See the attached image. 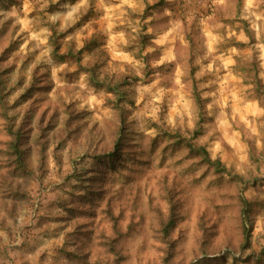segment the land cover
<instances>
[{
    "label": "rangeland",
    "instance_id": "obj_1",
    "mask_svg": "<svg viewBox=\"0 0 264 264\" xmlns=\"http://www.w3.org/2000/svg\"><path fill=\"white\" fill-rule=\"evenodd\" d=\"M159 1L0 0V55L9 49L4 65L10 66L7 78L12 110L23 117L28 107H36L33 101L22 98L35 81L41 88L37 96L51 102L59 113L66 107L75 110L77 138L73 143L81 151L90 145L92 136L111 138L109 123L117 122L111 103L114 94L94 86L88 72L67 55L70 47L83 49V65L99 64L103 78L125 81L127 98L123 104L131 133L126 149L140 156L132 165L135 171L130 173L131 183L123 177L125 172L117 173L111 181L116 206L124 188L133 189L125 200L122 198L125 208L116 210V217L124 218L122 224L118 222L124 231L120 250L123 258H118V264L159 262L162 242L157 237L160 221L154 209L160 207L167 212L169 193L182 215L173 235L177 260L187 264L201 251L205 225L207 232L214 234L213 248L221 252L209 257H221L239 213L235 199L238 193H244L257 203L252 246L233 247L239 260L230 257L213 263L264 264V105L253 81L256 74L260 77L261 70L257 49L264 40V0H243L241 8L234 7L232 0H217L212 17L203 20L202 9L190 0H167L163 5H158ZM176 13L192 17L184 22ZM53 34H57L65 55L63 61L53 56ZM188 35L194 38L193 52ZM241 43L244 45H238ZM191 62L197 68L195 76L205 114L202 134L194 142L205 146L213 158L221 159L233 174L256 178L257 184H252L253 180L232 181L229 176L218 181L214 170L198 164L185 147L167 149V144H173L171 131L192 139L199 119ZM63 118L59 116L55 123ZM37 128L29 135V164L36 170L43 163L46 172L42 182L31 184L33 209L31 214L26 208L19 215L21 236L13 241L16 229L11 236L0 228V247L15 251L25 230L38 225L48 228L47 233H35L33 229L28 239L43 253L45 264H71L76 259L69 252L80 244L74 223L86 220L88 214H92L88 222L100 221L102 215L80 199L82 185L67 181V167L58 165L54 158L52 138L63 128L62 123L47 132L52 141L47 154L35 136ZM226 136L255 145L257 165L249 160L248 150L231 154ZM153 137L161 144L154 149ZM231 160L236 167L229 165ZM62 200L71 201L79 209L78 215L63 208ZM105 202L106 198L99 204ZM106 222L110 224L100 221V227L105 228ZM22 251L14 264L32 258L26 248ZM91 258V264H98L94 252Z\"/></svg>",
    "mask_w": 264,
    "mask_h": 264
},
{
    "label": "trees",
    "instance_id": "obj_2",
    "mask_svg": "<svg viewBox=\"0 0 264 264\" xmlns=\"http://www.w3.org/2000/svg\"><path fill=\"white\" fill-rule=\"evenodd\" d=\"M166 1L160 0L158 5H163ZM232 1L234 7L241 8L243 0ZM216 2L217 0H190V3L197 4L202 9V20L212 17L211 14H213L212 12L216 8ZM175 15L181 17L184 22H187L192 17L191 14L187 16V14L179 15L176 13ZM188 38L190 49L193 52L194 38L190 35H188ZM51 43L54 46V58L63 61L62 59H64L65 55L61 53L57 34L51 36ZM8 50V48L5 49L0 55V228L11 236L12 229H16L13 241L16 240L17 235L21 236L20 229L23 227L22 225L20 227L17 226L19 215L26 208L27 214H31L33 209V204L30 202L31 184L35 180L42 182L44 178L43 174L46 172V168L43 170L42 166L45 165L43 163H40L39 167H36V170L29 164L28 146L30 132L32 133V129L38 127L35 136L39 137L43 151L47 154L50 144H52L47 132L52 127L62 123L63 128L57 130L54 134L56 135L57 133V135L52 138L55 145L52 151L54 158L58 165L67 167L65 172V174L67 173L65 176L67 181L82 185L83 191L80 194V199L91 205V209L97 208L100 211V215H102L100 221L110 222V224L106 222L108 225L105 228L100 227V221H95L94 219V222H88L92 218V214H88L86 220H78L74 223V232H76L80 244L76 246L74 251L69 252V255L76 259L71 264H91L92 252H94V257L95 260L97 259L98 264H118V258H123L122 251L120 250L123 249L122 239L124 238V231L119 223L122 224L124 218L116 217V210H123L125 208V205L122 204V198L125 200V197H128L130 194L129 191L133 189L128 190L124 188L123 193L119 197V205L116 206V191L113 192L114 183L111 181L115 179L117 173L123 174L125 172L123 177L127 180L126 182H130L129 179L132 177L130 173L135 171L132 169V165L140 159V156L126 149L130 145L127 136L131 133L128 127L127 110L123 104L127 98V93L124 90L125 81L116 80L115 77L112 78L110 76L103 78L99 64H82L81 54L83 49L75 51L73 47L69 48L67 55L76 59L75 61L79 68L88 72L90 82L94 86L104 88L114 94L111 103L117 116V122L115 120L109 123L108 132L112 134L111 138L107 140L106 138H102L100 134L92 136L90 145H87L83 152L73 143L77 138L74 137L76 135L74 130H76L77 123V119L74 118L75 110L66 107L64 111L59 113L57 108L52 107L51 102L43 96H37L38 89H41L37 82L33 81L22 94L24 100L33 101L36 107H28L23 117H20L12 110L7 78V75L10 73V66L4 65ZM191 63L190 76L193 83L194 98L199 109V119L193 131L192 139L184 137L179 131H171L170 137L173 144H167V149L172 150L181 148L182 146L185 147L197 159L198 164L200 163L214 170L218 181L223 176H229L232 181L239 180L241 183H252L250 181L253 180L252 184H257L258 179L256 178L249 177L248 175L243 177L233 174L221 159L213 158L205 146L194 142L202 134V124L205 121V114L203 112L204 100L198 89L195 76L197 68L193 65V62ZM253 81L254 89L261 96V103L264 105V83L257 74L254 76ZM59 116L64 117L63 121L56 124L55 122ZM162 131L164 134H167L165 128H162ZM249 143L251 145V142ZM160 145L157 137L151 138L153 149ZM258 157L255 145H251L249 160L257 165L256 161H258ZM167 197V202L169 201L167 212L166 210L163 211L160 207L154 209L157 212V219L160 221L157 237L162 242V246L158 248L160 259L155 264H186L182 260H177L174 255L176 242L173 239V235L182 215L179 212L177 204L172 200V195L169 193ZM105 198V204H99ZM235 200L239 213L234 217L231 236L228 234V237H226V251L222 253L221 257H209L221 252H217V249L213 248L212 243L215 242L214 234L207 232V226L205 225L202 228V236L205 239L204 245L201 251L196 253L195 257L187 264H214L213 262L230 257L239 260L240 258H235L234 256L233 247L251 248L257 203L252 199H248L244 193H238ZM60 204L63 208H69L71 214L78 215L79 209L77 207L74 208V204L71 201L62 200ZM33 229H35V233H47L48 231V228L34 225L25 230L23 241H21L19 247L13 248L14 250L16 249L15 251L12 250L10 252L6 246L0 247V264H14L13 261L19 259V254L23 252V248H26L28 253L30 252L29 254L33 255L32 258L27 260L22 259L21 262L23 264H45L47 262L44 259L43 253L35 249V242L28 239V235H30ZM224 231L227 233L226 230ZM224 235L226 236V234ZM146 264H150V261Z\"/></svg>",
    "mask_w": 264,
    "mask_h": 264
},
{
    "label": "crops",
    "instance_id": "obj_3",
    "mask_svg": "<svg viewBox=\"0 0 264 264\" xmlns=\"http://www.w3.org/2000/svg\"><path fill=\"white\" fill-rule=\"evenodd\" d=\"M262 31H264V21L262 22ZM248 40H243L242 42L243 43H247ZM258 49H257V57H258V62H259V65H260V79L262 80V82L264 83V40L263 41H260V43L258 44ZM264 125V124H262ZM262 129H264V126H262ZM262 144L264 143V139H262ZM226 142L227 144L229 145L230 147V150H231V154H233V152L235 151L236 153H240V152H243L245 153V150L249 151V142L246 140H240V141H237L235 139H233L232 137H228L226 136ZM247 151V155L249 154ZM246 155H244L245 157ZM247 157V156H246ZM245 157V158H246ZM233 160H231V162H229V165L232 167H236V165L232 162ZM264 187V186H263Z\"/></svg>",
    "mask_w": 264,
    "mask_h": 264
}]
</instances>
